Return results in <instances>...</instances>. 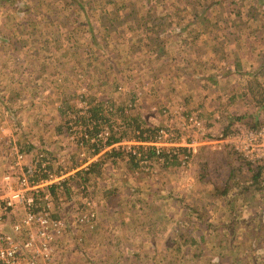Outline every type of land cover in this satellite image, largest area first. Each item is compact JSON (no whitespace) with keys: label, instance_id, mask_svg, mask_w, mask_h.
<instances>
[{"label":"rangeland","instance_id":"1","mask_svg":"<svg viewBox=\"0 0 264 264\" xmlns=\"http://www.w3.org/2000/svg\"><path fill=\"white\" fill-rule=\"evenodd\" d=\"M8 2L6 1L5 3ZM185 3L198 14L196 17L190 18L193 23L200 19L202 20L201 23L204 24L205 20H203V17L206 18L207 15H211L215 16L216 19L211 22L206 21V25L209 27L210 24L214 25L216 31L220 27L223 35L226 34V29L237 31V29L229 28L230 25H237L239 29H243L246 33L248 31L253 32L250 33V36L252 37V43L257 47L253 50L251 42L248 41L250 50L247 54H251V56H243L244 67L248 68L245 61L252 60L254 62V58H259L257 53L262 43L254 34L259 27H248L251 21L248 22L243 15H238V12L244 11L242 5L226 4L222 0H13V6H8L0 1V98L3 100L0 101V104L6 103V106L9 107H7L8 110L5 112L8 123H4L0 119V135L3 137V141L0 142V182L1 175L4 171L10 169L9 163L13 162V153L10 154L12 149L7 146L10 142L18 144L21 150L24 151L25 155L22 159L24 168L34 164L39 165L44 159H49L51 166L49 169L54 173L63 172V168H68L69 164H71L69 161L80 164L82 155L88 152H86V148L91 146L92 143L97 142V146L105 144L106 140L102 138H99L100 142L94 138L92 142L79 144L78 139L81 137V132L87 127L83 122H86L91 127L88 116L91 114L92 107L99 108L98 115L104 117V120L99 123L97 131L107 130L109 131V136L113 135L121 138L119 142L121 145L117 146L116 149L121 152L123 158L126 157L127 159L123 164V168L126 167L129 170L128 173L126 172L128 179L116 176L111 178L114 182L115 180L128 182V180L132 179L136 185H139V180L144 181V184H146L152 178L151 172L157 175L156 171L152 170V167L160 165V170H164L167 163L163 160L173 157H175V163L178 166L174 177L183 176L185 174L184 170H187L190 164L192 168L201 167L204 170L211 168L214 174H217V167H226V156L222 152L206 151L204 148L193 159L191 153L195 146L188 148L185 144L183 146L186 148H177L175 154H167L165 152L167 148H162L165 150L166 158L158 157V155L148 151L152 149L148 143L153 140L152 138L148 141H143L145 143L137 138L140 128L158 127L161 129L162 126L168 129L171 135L169 137L172 141L179 142L187 137L196 138L199 131L204 127L202 121L199 129L193 128L187 122L182 123V121H185L186 116L192 113L197 114L195 112L182 113L181 106L173 107L176 104L172 103L175 91H178L176 101L179 100L180 102V97L187 92L182 86L184 76H180L182 80L174 79L171 81L173 77L170 72L182 70L185 65L182 64L181 60L176 61L179 58L172 59L174 63L169 60V57L167 59V55L170 52L166 48L153 51L150 46V38L155 35L161 36L160 39L162 40L169 38L174 41L176 39L175 32L166 37L165 33L158 34L154 32L158 27L151 33L150 27H154L158 22L166 25L172 20L168 15L159 16V11H169L166 10L169 8H181ZM66 6L68 7L65 8ZM229 9H232L231 12L234 13L232 16L228 14ZM10 15L15 16L13 19H9ZM259 34L264 36V33ZM245 37L244 33H242L244 40ZM229 38H232V35H229ZM224 40L223 38H213L212 40L209 38V44L216 45L217 62H212L206 68L209 71L207 73L216 70L220 71L219 69L223 71V67L226 68L225 70L235 68L236 65L231 62L225 64L229 59L233 61L232 52L236 55L242 52L245 55L246 50L244 51L242 46L232 48L231 45H228V50L218 48L217 45ZM139 43L142 44V47H139ZM183 45H187V43H183ZM181 50L185 52V48H181ZM160 51L163 54L158 58ZM193 55L194 53L190 52L188 58L191 59ZM22 59L24 62H21ZM257 63L255 61V65H258ZM248 69L251 70V66ZM195 76L194 81L192 79L189 80L190 85L204 83L205 79L202 74H196ZM262 79L264 81V76ZM184 81L187 84L186 77ZM254 81L256 83L259 79L257 78ZM206 83L207 81H205L204 86L207 85ZM217 84L220 86L227 85L229 89H237L238 93L244 91L243 88L247 86L246 79L234 80L226 78L217 81ZM19 87H22V89L15 94ZM190 89L191 93H193L192 88ZM257 89L260 90V87ZM204 90H207L209 95H213V91H209L211 90L209 87H205ZM165 91L166 96H164ZM261 94L264 97V90ZM218 96L220 99L217 103V108L223 116L229 113L225 120H227L228 127H230L233 124L231 123L232 116H235V114H232V111H234L233 106L236 111H239L242 107H245V100L248 99H245V96L243 98L238 96L236 97L238 102L235 103L237 99L231 98V101H229L226 98L227 92L224 91ZM165 99H169V101H165ZM30 100L35 102L38 100L40 103L34 107L32 106L36 103L29 105L28 113L30 115L35 113L42 123L43 121L58 120L62 128H60V140L62 142H56V137L58 136L55 134L58 131L56 126H51L45 131L43 124L34 126L32 115L31 117L30 115L26 116L23 113H17L16 109L12 108V105L19 107L23 102H29ZM201 116L203 115L201 114ZM222 119L224 117H221L217 124L220 125ZM136 124H138L139 129H133ZM234 125H238V123ZM235 127L237 128V126H232L229 132L234 131ZM38 129L45 131V135L51 138L50 144L42 139H37L40 136ZM224 129L225 126L223 125V127L221 126L211 134L215 137L218 133L223 132ZM36 132L37 134H35ZM21 134L23 138L19 141L16 137ZM26 134L32 136V138H29L30 141H33H29L32 143L30 151H27L30 144H27L24 139ZM72 135L74 139H71L70 136ZM143 135L147 134L143 133ZM131 146L136 151L138 149L141 155L127 152ZM164 146L167 147L168 145ZM58 147L60 148V157L62 159L55 158L58 155L55 154L54 149ZM228 150L232 152L231 149ZM143 153L145 155L150 154L153 158H146ZM72 156L75 160H68ZM183 158L186 160L185 164L182 163ZM134 162L142 165L140 166L141 168L134 166ZM61 164L62 168L59 167ZM116 167L120 168L122 165H117ZM137 167L140 169L139 171ZM157 177L161 184L166 183L168 180L165 175L159 174ZM174 177L172 181H176ZM183 177L187 179V174ZM85 178V175L79 174L73 180L68 179L67 184L57 188L56 198L52 197L54 205L58 206L65 203L67 207L66 210H62L60 207L54 213L56 217H62L67 231L66 234L58 237L59 246L52 251L51 264H135L136 262L131 261L130 257H126L123 254L118 255L117 253H123V251H129L132 248L136 249L137 247L134 244H138V242L134 243L133 240L128 242L101 240L100 233L90 236L89 230L93 226L99 229L102 223L101 211L94 209L97 205L95 203L91 204L90 201L93 200L95 192L97 197L104 199L100 195L101 189L99 188L103 184L100 182L95 184L92 183L90 177V182ZM107 182H109V179ZM153 182L155 183V181ZM15 183L16 181L12 180L14 186L16 185ZM78 183L84 186L86 184V190L79 192L76 189V184ZM0 187L2 188L3 186ZM161 193L159 192L158 194ZM178 194H180V191H178ZM72 196L74 199L69 200ZM110 198L112 199V197ZM151 201L153 200L151 199ZM90 206L93 208H90ZM214 208L217 210L214 206L207 208L206 205L204 207L201 205L198 213H214ZM50 210L52 213L54 212L52 205ZM127 210H129V207ZM79 211L83 213L93 211L95 217L91 223H81L76 217L77 215H74ZM262 211L264 214V209ZM263 214L251 219V223L243 225L247 231L251 229L252 233L255 234L251 245L248 239H245L248 236V233H245L247 231L244 229V232L241 231L240 233V230H238L235 237V241H239L238 247L243 250L249 248L248 253H251V255L233 257V261H229L232 264H248V258L249 263L258 260L257 263L264 264ZM212 227L214 232L217 231L218 236L221 234L218 230L226 227V225H217V229L216 225ZM239 233L244 234L239 235ZM227 235L231 236L232 232H228ZM257 237L261 238V240ZM204 238L207 239L202 240L199 244L194 243L195 246H200V249L213 247V236L209 232L205 233ZM162 241L154 240L155 243H158L160 254L163 251V248H160L163 246ZM257 243H259L258 248H256ZM217 246L221 247L220 244ZM103 250L107 253L103 252ZM153 252L154 250L152 249L150 253ZM107 254L109 255V263L105 262ZM201 254L202 256L198 258L192 257L193 259L185 257L186 260L180 261L178 264H204L205 262L212 264L215 262V259L212 260L216 257L215 255L208 254L206 256L203 252ZM160 256L162 259L158 260V264H167L166 256L164 254ZM217 257H219L218 254ZM145 260L143 264L154 263V260L151 262L150 258H145ZM138 263L141 264V262ZM226 263L228 262L225 257L219 263L217 262V264ZM37 264H41V261L38 260ZM169 264L177 263L169 259Z\"/></svg>","mask_w":264,"mask_h":264},{"label":"crops","instance_id":"2","mask_svg":"<svg viewBox=\"0 0 264 264\" xmlns=\"http://www.w3.org/2000/svg\"><path fill=\"white\" fill-rule=\"evenodd\" d=\"M222 1H225L226 4H235L237 6L242 5L244 7V11L240 13L238 12V15H243L248 22L251 21L248 27H259L258 31L253 30L257 31L254 34L260 39L262 43L257 53L259 58H254V60L258 62V65H255V61L252 62V60L245 61V64L248 66V68L251 66V70L244 67L243 56H251V54H247L250 50L248 41L251 42L250 44L253 46V50L255 47H257L254 43H252V37L250 36V33L253 32L248 31L249 33H246L243 29H239L237 25H230L229 28L237 29V31H230L226 29V34L223 35L221 34L220 27L216 31L214 25L212 26L210 24V27L206 25V21L211 22L216 19L215 16L211 15H207L206 18L203 17V20H205L204 24L201 23L202 20L200 19L196 21L197 24L193 23L190 18L196 17L198 14L194 12V9H190L187 3H185L181 8H169L166 9L169 11H159V16L168 15L172 20L166 23V25L159 22L156 23L154 27H150V32L152 33L153 30L158 27L155 29V33H165L167 37L175 32L176 39L174 41L170 40L169 38L162 40L160 39L161 36L155 35L154 37L150 38V46L153 48V51L166 48V50L170 52L169 55H167V59L169 57V60L173 63L174 61L172 59L176 58H179L176 59V61L181 60L183 62L182 64L185 66L182 68V70H173V72H170V75L173 77L171 81L174 79L182 80L180 76H184V80L185 77L187 78V84L186 81L182 80V86L187 93H183L182 97H180V102L179 100L176 101V97H178L176 94L178 91H175V95H173L174 101L172 103L176 104L173 107L181 106L182 113L195 112L199 116L204 126L203 129L199 131L196 138L187 137L186 139H183L179 142L172 141V143L181 144L178 146V148L180 147L181 149L186 148L184 147L185 144L192 143L193 146H195L193 152L191 153L193 159L195 156L197 157L199 153L204 150V148L206 151H217V153L222 152L226 156L225 163L227 166L224 168L217 167V174H214V171H212L211 168L206 170L201 167L192 168L190 164L187 170H184V175L187 174V179H184V175L174 177L176 174V169H178L177 163L172 164L167 161V166L164 169V173V170H160V165H155L152 167V170L156 171L157 173V175H155L153 172H151L152 170L150 171L152 174L151 180L155 181V183L150 180L148 181L149 184H144V181L139 180V185H136L132 179L128 180V182H121L119 180H115L114 182L111 178L116 176L127 180V173L129 171L126 167L123 168L124 162L127 161L126 157L123 158L121 156V152L117 151L116 149L117 146L121 145L119 143L121 138L119 137V139L115 142H111L109 144L105 143L101 147H98L97 152L96 150L93 151L91 149L93 152L88 151V153L83 154L80 164L73 163L74 161H69L71 163L69 164V167L63 168V172L60 171L58 173L61 179L65 177L68 178L70 176H74L77 171L86 169L91 162H95L98 159L103 160V162L100 164V168L98 169L99 172L96 171L92 175L88 176L89 182L91 178L92 183L97 184L100 182L103 184L99 188L101 189L100 195L104 198L102 199L97 197V193L95 192L93 200L90 201L91 204L95 203L97 205V207L95 205L96 208L94 209L101 211L102 219L99 229L96 228V226H93V228L89 230L90 236H95V234L100 233L99 236L101 240H121L126 242L133 240L134 243L138 242V244L134 245H136L139 250H137V248H132L129 251L125 250L123 253H117L118 255L123 254L126 257H130L131 261L136 262L135 264H139L138 262L143 264V262L146 261L145 258H150L151 262L154 260L155 263L154 255L159 252V247L158 243H155L154 240H163V246L160 248H163L161 254L166 256L167 264H169V257H173L177 253V250H179L173 245V243H170L169 241L185 242V247L180 250L187 252L191 257L198 258L202 256V252L205 253L206 256H208V254H213L216 257L212 260L215 259L216 264L217 262L219 263L223 257H225L227 262H229L233 261V257L251 255V253H248L249 248L243 250L238 247L239 241H235V237L238 230H240V233L241 231L244 232V229L247 231L243 225L251 223V219H255L259 217L260 214H263L264 169H262L260 177L255 182L253 179V172L247 167L248 163H246L237 153L234 152L235 154H233V152L228 150L230 147L228 146L225 137L230 133L229 129L232 126L228 127L229 125L226 122L227 120H225V117L229 113L223 116L217 108V103L220 99L218 94L222 93V91L227 92L226 98L229 101H231V98L237 99L236 97L238 96H241L242 98L245 96V99H248L245 100V107H242L241 110L236 111V108L233 106L234 111L231 109L232 114H243L245 120H250L254 117L255 119H259L260 121L264 122L263 94H261L262 100H260V102L258 101V103H255L254 99L252 98L251 86L249 83L250 80L258 78V82H260V85L262 86L261 92L264 90V81L262 79L264 75L260 76L264 74V72H260V69L264 67V36L259 34L264 33V0ZM231 11L232 9H229L228 14L230 16L234 14ZM242 33H244L246 36L245 40L242 38ZM229 35H232V38H229ZM209 38L211 40L213 38L225 39L217 45L218 48L224 50H228V45H231L232 48H238L239 46H242L244 51L246 50L245 55L242 52L238 55L232 52L233 61H230L229 59L225 62V64H227V62H231L233 65H236L235 68L225 70L226 68L223 67V71L219 69L220 71L216 70L217 72L213 71L211 73H207L209 71H207L206 68H208L212 62H217L216 45L209 44ZM241 42L245 44L243 45ZM183 43H187V45H183ZM139 47H142L141 43H139ZM181 48H185V52L181 50ZM190 52L194 53L191 59L188 58V54ZM162 54V51H160L158 58L161 57ZM21 62H24L23 59ZM213 67L215 66L213 65ZM164 70L167 72L166 69ZM258 72L262 74L255 76V74ZM196 74H202L204 76V83L190 85L189 80L192 79L194 81ZM226 78L234 80L246 79L247 86L243 88L244 91L238 93L237 89H229L227 85L220 86L217 84V81ZM165 79L167 78L165 77ZM205 81H207V85L204 86ZM168 82L170 81L168 80ZM205 87H209V89H211L209 91H213V95H209L207 90H204ZM190 88H192V91H194L193 93H191ZM21 89L22 87H19L15 94L19 93ZM164 96H166V91L164 92ZM0 101H3L2 98H0ZM165 101H169V99H165ZM237 102L238 99L235 100V103ZM32 103H36L32 107L40 104L38 100L36 102L34 100H30L29 102H23L21 106L19 105V107H14L12 105V108L16 109L17 113H23L24 115L29 116V105ZM168 104H170V102H168ZM6 105V103L0 104V119L4 123H8L5 112L9 107ZM201 114L203 116H201ZM31 115L34 119V126H41V124H43L45 131L51 126H56V129L58 130L55 133L58 135L57 137L55 136L56 142L61 141V126L59 125L60 123L58 120L43 121L42 123L39 120L40 118H38L35 113H31ZM221 117H224V119L220 121L219 125L217 123ZM184 120L185 121H182V123L187 122L186 119ZM223 125L225 126L224 131L220 134L218 133L215 137L212 136L211 133H214L218 128L221 126L223 127ZM38 131L40 136L37 137V139H42L44 142L50 144L51 138L45 135V131H42L41 129H38ZM37 132L35 134H37ZM2 138L3 137L0 135V142L3 141ZM22 138V134L16 137V139L19 141H21ZM29 138H32V136L26 134L24 139L27 144L32 145L30 142L33 141H30ZM4 141H6V139H4ZM164 148H169V146H164ZM54 150L55 154L58 155L55 158L62 159L60 157V148L58 147ZM68 160L75 159H73L72 156ZM134 163V166L141 168L140 166L142 165L136 162ZM117 165H122V167H116ZM59 167L62 168V164ZM138 167L137 170L139 171L140 169ZM133 170H135V168H133ZM159 174L165 175L168 178L166 183H160V180L157 179ZM173 177L174 180L176 179V181H172ZM108 179L109 182H107ZM170 182L172 183L167 185ZM178 191H180V194H178ZM159 192L165 193L158 194ZM67 193H69V191H67ZM110 197H112V199ZM73 199L74 197L72 196L69 200ZM151 199L153 201H151ZM201 205L203 207L206 205L207 208L214 206L217 210L214 208V213H211L209 210L208 212L210 213H198L199 207H201ZM262 205L263 207L261 208ZM58 206H60L62 210L67 209L65 203H62L61 205L59 204ZM128 207L129 210H127ZM90 208L93 207L90 206ZM97 215H99V213H97ZM213 225H216V229L217 225H226V227L219 229L218 231L221 234L217 236L218 233L217 231L214 232L212 227ZM230 231L232 232L231 236L227 235V233ZM207 232L213 236V247H209L208 249L203 247L200 249V246L196 247L195 244L192 246L193 243H191V241H195L194 243L199 244L202 240L207 239L204 238V235ZM240 233L239 235L244 234ZM245 233H248V236L245 239H248V242L251 245V243L254 241L255 234L252 233L251 229ZM227 238L229 239L228 243L230 244L228 247H234L232 253L229 251V257H226L225 248L217 246L219 245V240ZM257 238L261 240V238ZM151 241H153V243H151ZM258 247L259 243H257L256 248ZM152 249L154 252L150 253ZM155 250H157V252H155ZM103 252L107 253L104 250ZM217 254L220 257V260L219 257H217ZM107 256L109 255L107 254ZM181 260L182 259L179 258V262ZM183 260L186 259L183 258ZM215 262L212 264H215Z\"/></svg>","mask_w":264,"mask_h":264},{"label":"built area","instance_id":"3","mask_svg":"<svg viewBox=\"0 0 264 264\" xmlns=\"http://www.w3.org/2000/svg\"><path fill=\"white\" fill-rule=\"evenodd\" d=\"M186 119L193 128H200L201 120L197 115L190 114ZM87 127L89 128V125ZM98 132L89 136L86 129H83L81 137L89 138L92 142L94 138L106 140L109 136L107 130ZM169 136L171 135L168 129L161 127L154 139L148 142L158 157H161L164 145L172 146L166 149L167 154L176 153L178 144L172 143ZM70 137L74 139L73 135ZM225 138L230 149L240 155L245 162L253 164L264 159V124L258 128L239 125ZM78 141L79 144H83L81 140ZM186 145L193 147L192 143ZM7 146L12 149L10 154L13 153V162L9 163L10 169L1 175L0 182V186H3L0 187V264H37L38 260L41 264H51L52 251L59 246L58 237L67 231L62 217L53 216L50 210L51 205L52 207L54 205L49 187L58 184L61 178L58 173L47 168L49 159H44L39 165L24 168L22 165L24 151L13 142ZM128 150L129 153L141 155L133 146ZM185 162L183 158L182 163ZM44 173L47 176L41 178L40 175ZM12 180L16 181L15 186ZM82 211L74 215H77L81 223H91L95 213Z\"/></svg>","mask_w":264,"mask_h":264},{"label":"trees","instance_id":"4","mask_svg":"<svg viewBox=\"0 0 264 264\" xmlns=\"http://www.w3.org/2000/svg\"><path fill=\"white\" fill-rule=\"evenodd\" d=\"M0 1L2 3H4V4L8 5V6H13V4H12L13 3V0H0ZM6 1H9V2L8 3H5ZM67 7L68 6H66L65 8H67ZM14 16L15 15H10L9 16V19H13ZM260 72H264V67L260 69ZM260 74H262V73H259L258 72V73L255 74V76H259ZM254 80L255 79L250 80L249 83H250V86H251L252 98L254 99L255 103H258V101L260 102V100H262V96H261V88H262V86L260 85V82H256L255 83ZM258 87H260V90L257 89ZM91 110H92L91 111V114L88 116V119L90 121V126L91 127H89V128L86 127V133H88L89 136L90 135H94L97 132L99 123L104 120V117L102 115H98L99 108L92 107ZM197 117L199 118V116H197ZM83 123H84V125L87 124L86 122H83ZM231 123H233L232 126H237L238 127L239 125H245L247 127H252V128H258L262 124H264L263 121H260L259 119H255L254 117H253V119L245 120L243 114L242 115L232 116ZM235 123H238V125H234ZM137 125L138 124H136L133 127V129L134 128L135 129H139V127ZM158 130H159L158 127L140 128V132H139V135H137V138H139L142 141H148V140H150V138L154 139V136L156 135V133H157ZM143 133H146L147 135H143ZM118 139H119V137H115V136L112 135V136H108L106 138V141L105 142H106V144H109L111 142L117 141ZM78 140H81L83 144H87L89 142V138H84V137H80V139H78ZM98 142H100V140H98ZM96 144H97V142L92 143L91 146H89L88 148H86V151L93 152V151L96 150V152H97V148L98 147H101V145L97 146ZM31 148H32V145H29L27 151H30ZM91 149H93V151H91ZM148 151L151 152V153H153V154H155L154 151H153V149H149ZM164 151H165L164 149H161V156L166 158V154L164 153ZM232 152H234V151H232ZM143 155H145V154L143 153ZM145 156H146V158H153L152 156H150V154L149 155L147 154ZM174 158L175 157H173L171 159L166 158L163 161L164 162H167L168 161L169 163L174 164L175 163V159ZM102 162H103L102 159H98L95 162H91L86 169H82V170L77 171L74 176H70L68 178L65 177V178H63V180H60V182L58 184H52L49 187V190L51 192V195L56 198V196H57L56 195L57 194V188L63 187L65 184H67V180L68 179L73 180L74 177L77 176V175H79V174L80 175H83V176L85 175L86 176L85 179L88 181V176L89 175H92L94 172L98 171V169L100 168V164ZM133 164H135V163H133ZM47 167L50 168L51 167L50 164H48ZM247 167L250 169V171L253 172V179L256 182L257 179L260 177V174H261L262 169H264V159H262V160H260V161H258L256 163H253V164H249L248 163ZM46 176L47 175L44 173L43 175H41V178H44ZM82 178H84V177H82ZM76 185H77L76 186V189L79 192H81L83 190H86V188H87L86 184H85V186L82 185L81 183H78ZM52 208L54 210V212L52 213V215L56 217V215H54V213L56 212V210L58 211V209L60 208V206L54 205ZM169 242L170 243H175L174 246L177 249H179V250H177V253L173 257L172 256L169 257V259H172L177 264L179 262V258L183 260V258H185V256H188V258L193 259L187 252H184V251H181L180 250V249H182V248L185 247V242H178V241H169ZM194 242L195 241H191V243H193V244H194ZM228 242H229V239L228 238L227 239H221V240L218 241V243L221 245V247H223V248L226 249V252H225L226 257H229L230 256L229 251H231V253H232V250H234V247L233 246L230 247V248L228 247L230 245ZM161 255L163 256V254H161ZM154 259H155V263L154 264H158V260L162 259L159 252L154 255ZM105 260H106L105 262H108L109 263L108 256L105 257ZM257 261L258 260H255L253 263H249V258H248V264H259V263H257ZM204 264H208V263L205 262ZM226 264H232V263L231 262H228Z\"/></svg>","mask_w":264,"mask_h":264}]
</instances>
